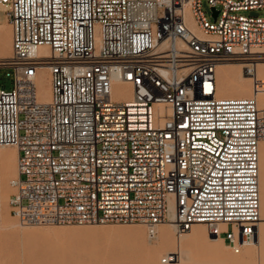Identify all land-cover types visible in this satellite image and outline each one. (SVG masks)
<instances>
[{
    "label": "built area",
    "instance_id": "obj_1",
    "mask_svg": "<svg viewBox=\"0 0 264 264\" xmlns=\"http://www.w3.org/2000/svg\"><path fill=\"white\" fill-rule=\"evenodd\" d=\"M207 2L214 20L203 0H0L12 29L11 56L0 59L13 81L0 83V145L18 149L14 218L142 222L150 241L162 223H205L237 253L254 239L264 108L255 96H219L217 67L256 70L264 16L246 12L264 0ZM42 45L50 56L38 55ZM115 83L132 95L116 99Z\"/></svg>",
    "mask_w": 264,
    "mask_h": 264
},
{
    "label": "rangeland",
    "instance_id": "obj_2",
    "mask_svg": "<svg viewBox=\"0 0 264 264\" xmlns=\"http://www.w3.org/2000/svg\"><path fill=\"white\" fill-rule=\"evenodd\" d=\"M203 7L209 19L214 20L207 0H203ZM246 14L264 16V9L251 10ZM9 39L12 42L11 26L5 7L0 4V59L11 56L12 48L5 55L2 53ZM261 66L264 67V58L257 60L256 69ZM240 70L246 79L251 80L248 77L253 75L247 74L243 67ZM217 80L220 86V76ZM0 83L6 89L12 88L10 69H0ZM233 96L237 97H224ZM251 96H255L254 93ZM12 174L0 176V264H147L145 256L158 246L161 228L170 227L169 223L161 224L157 238L150 241L146 236V226L139 222L22 224L9 213L8 198L13 191L9 180L13 178ZM128 227L143 228L142 242L134 241L131 237L116 236L115 231ZM195 227H191V232ZM257 228L255 237L259 234L260 243L246 245L237 253L231 247L224 246L226 242L221 238L216 242L210 241L207 225H202V231L196 233L192 242L186 245L177 240L180 233L176 228L170 227L174 243L170 249L155 255V264H264V220ZM170 252H177L178 258L162 262V258Z\"/></svg>",
    "mask_w": 264,
    "mask_h": 264
},
{
    "label": "bare ground",
    "instance_id": "obj_3",
    "mask_svg": "<svg viewBox=\"0 0 264 264\" xmlns=\"http://www.w3.org/2000/svg\"><path fill=\"white\" fill-rule=\"evenodd\" d=\"M191 26L198 34L202 35V33L199 31L197 27L194 26V24H192ZM11 37H12V29H11ZM11 48H12V42H11V39H9V43L7 47H5L2 52L3 55H5L9 50H11ZM37 53L38 55H42V56L43 55L50 56L51 54L49 47L45 45L39 46ZM242 67L243 65L240 62H226V63H221L218 65L217 77L220 76V86H218V95L223 96V97L230 96V95H237V97H246V96L248 97V96H251V93H254V95L256 96L258 100V104L260 108H264V67L261 66L257 68L253 73H251L250 75H253V76L248 77V78H251V80L246 79L247 77H245L242 73H240L242 71L240 70ZM236 73H238V75ZM36 81H37V90H38L39 100L43 103L49 102L51 99V85H50V76H49L48 66H43L40 69ZM131 95H132V89L129 86V84H123V83L114 84L113 96L116 99H126V98H129ZM156 107L160 114L162 112H165L167 115L171 114V108L169 105H157ZM0 146H1L0 147V176L1 178L8 176L10 173H13L12 174L13 178L17 177L18 175L17 173V157H18L17 147L15 145H10V144H3ZM259 155H260L259 156V161H260V221L258 222L257 227L264 220V166H263L264 140L261 141L260 143ZM11 179L9 180V186L13 190V187L11 185ZM9 213H10V208H9ZM132 223H135V222H132ZM139 223H142V222H139ZM166 223H169L170 227L176 228L173 222L170 221ZM22 224H38V223H22ZM193 225H196V227L191 232V227ZM193 225L188 229L190 231H187V230L178 231L176 228V230L180 233L177 240H179L182 243H185V245L191 243L196 233L202 231V225H206V224L205 223H195ZM170 227L164 226L161 228V235L158 241V246L155 249L148 252L145 256V261L147 264H155V259H154L155 255L158 254L162 250L168 249L174 243L171 237ZM183 232H186V233L182 234ZM115 234L116 236H121V237H131L134 239V241L136 240V241L142 242L144 230L141 227H128V228H122V229L115 231ZM146 236H147V230H146ZM157 236H158V233H157ZM220 238L221 237H217L215 235L210 234V232L208 234V239L210 241L216 242ZM256 243H260L259 234H257V236L252 241H250V243L247 244V246L255 245ZM223 245L228 246L227 243ZM172 254H174L175 256L171 257L169 260L175 261L178 258L177 252H170V254L168 255L171 256Z\"/></svg>",
    "mask_w": 264,
    "mask_h": 264
},
{
    "label": "water",
    "instance_id": "obj_4",
    "mask_svg": "<svg viewBox=\"0 0 264 264\" xmlns=\"http://www.w3.org/2000/svg\"><path fill=\"white\" fill-rule=\"evenodd\" d=\"M216 14H217V12L215 11V12H214V16H216Z\"/></svg>",
    "mask_w": 264,
    "mask_h": 264
}]
</instances>
